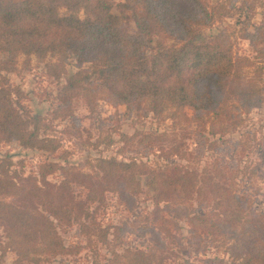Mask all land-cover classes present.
<instances>
[{
    "label": "trees",
    "instance_id": "trees-1",
    "mask_svg": "<svg viewBox=\"0 0 264 264\" xmlns=\"http://www.w3.org/2000/svg\"><path fill=\"white\" fill-rule=\"evenodd\" d=\"M113 4L112 0H0L5 69L13 70L22 55L28 59L26 67L32 55L41 60L53 57L48 68L59 79L74 59L77 71L62 86L54 109L57 116L73 117L76 97H82L91 112L103 98L114 106H127L130 113L170 119L175 128L194 124L198 150L172 153L183 157L185 164L151 166L135 158L99 157L89 161V172L73 176L67 170L59 184L46 179L61 168L51 162L40 166L42 181L49 187L34 190L10 179L4 167L12 162L0 160V194L4 198L32 194L41 205L33 214L0 201V210L11 214L8 240L0 249L14 250L16 264H40L47 254L65 253L58 222L75 221L89 230L86 221L93 215L88 204L103 201L107 192L126 198L138 195L139 176L146 175L155 194L152 212L141 220L137 216L132 222L106 227L102 241L109 243L110 234L121 238L136 224L143 234H151L156 231L155 220L173 222L167 214L187 220L191 232L220 234L226 253L235 261L264 264V211L254 209L253 196L239 192L231 172L219 163L200 169L202 156L214 145L208 134L221 137L234 131L244 122L243 115L263 102L264 17L259 23L252 18L258 7H264V0H122L116 4L119 14L112 11ZM237 13L233 26H223L212 37L204 34L205 28ZM128 19L135 23L136 33L129 31ZM236 35L249 41L252 57L235 49ZM21 94L6 76H0V143L14 140L26 148L57 151L60 143L48 132V123L30 115L21 104ZM135 136L122 134V139L134 143ZM146 139L150 140L145 136L139 141ZM73 181L87 188L85 200L76 199ZM44 194L49 198L42 199ZM115 256V261L125 258L124 264H154L158 259L156 252L144 249Z\"/></svg>",
    "mask_w": 264,
    "mask_h": 264
},
{
    "label": "rangeland",
    "instance_id": "rangeland-1",
    "mask_svg": "<svg viewBox=\"0 0 264 264\" xmlns=\"http://www.w3.org/2000/svg\"><path fill=\"white\" fill-rule=\"evenodd\" d=\"M112 1V11L119 14L116 4L122 0ZM238 16L239 13L233 17H225L214 27L205 28L204 34L212 37L223 26H233ZM263 17L264 7H258L252 22L259 23ZM128 22L129 31L136 33L135 23L130 19ZM238 26L240 27V24ZM235 49L250 57L254 55L249 41L237 35ZM5 58V53L0 51V76H6L12 87L21 90V104L31 116L40 117L47 122L48 132L60 143L55 152L26 148L14 140L0 143V160L12 162L7 164L4 170L10 179L22 186L32 190L37 186L49 187L42 181L40 166L51 162L57 163L61 168L47 175L46 179L49 183L59 184L67 170H70L73 176L89 172L87 164L99 157L115 156L125 161L135 158L151 166L155 163L185 164L187 161L183 157L172 153L178 150L180 154H190L198 150L199 138L195 133L197 127L194 124L175 128L170 119L162 120L155 113H130L127 106H114L103 98L96 101L95 111L91 112L83 98L76 97L72 101L74 116H57L54 109L59 106V93L68 77L77 71L76 61L70 59L66 65V73L58 79L48 68V62L54 60L53 57L41 60L32 55L30 65L26 67L24 62L28 59L22 55L18 57L17 64L11 71L5 69ZM15 98L19 96L16 95ZM186 110L192 115L191 108ZM243 118L242 125L230 133L221 137L208 134L214 145L202 156L200 169L212 163H219L224 171L231 172L229 174L235 178L239 192L253 196L254 209L260 212L264 211V99L249 114H244ZM122 134H136L134 143L123 140ZM145 136L150 140L139 141ZM170 151L171 154L167 156ZM1 170L2 168L0 176L3 175ZM139 179L142 191L138 195L126 198L116 192H107L103 201L88 204L93 215L86 221L89 230L82 229L75 221L58 222L57 229L67 250L65 253L43 256L40 264H124L122 261H125V258L115 261V253L123 254L126 250L137 249L156 252L158 259L154 264H241L226 253L220 234L191 232L187 220L167 214L166 217L173 222L168 224L155 220L156 231L151 234H143L139 230L140 225L136 224L121 238L113 239L110 234L109 243L102 241L100 234L106 227L132 222L137 216L141 220L152 212L155 194L148 186L150 178L142 175ZM71 184L76 199L85 200L87 188L76 181ZM47 195L57 196L56 193L50 192H47ZM41 198L49 197L44 194ZM1 200L11 202L33 214L41 210L38 199L32 194L20 193L18 196L6 198L0 194ZM198 204V201H194L195 206ZM205 210L211 211V207H206ZM10 217L11 214L7 210H0V246H4L8 240L6 226ZM91 230H97L98 234L90 236ZM119 239L122 240L121 243L115 245ZM16 260L14 250L0 249V264H16Z\"/></svg>",
    "mask_w": 264,
    "mask_h": 264
}]
</instances>
